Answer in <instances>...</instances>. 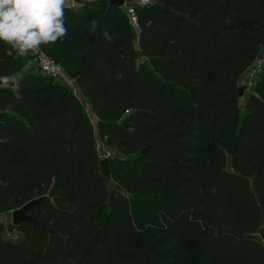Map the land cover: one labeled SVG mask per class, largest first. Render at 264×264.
Returning a JSON list of instances; mask_svg holds the SVG:
<instances>
[{"label": "trees", "instance_id": "16d2710c", "mask_svg": "<svg viewBox=\"0 0 264 264\" xmlns=\"http://www.w3.org/2000/svg\"><path fill=\"white\" fill-rule=\"evenodd\" d=\"M79 1L64 39L41 48L82 99L31 72L0 89V213L46 196L28 213L54 230L0 221V264H184L190 246L193 264H264V70L254 91L239 87L264 40V0L141 6L138 47L123 6ZM8 49L0 75L17 71ZM87 106L123 155L111 179Z\"/></svg>", "mask_w": 264, "mask_h": 264}, {"label": "clouds", "instance_id": "9594fccd", "mask_svg": "<svg viewBox=\"0 0 264 264\" xmlns=\"http://www.w3.org/2000/svg\"><path fill=\"white\" fill-rule=\"evenodd\" d=\"M66 10L67 0H0V42L19 56H27L62 41L68 33ZM99 26L96 19L88 25L90 31ZM103 35L108 43L113 42L112 34L105 31ZM23 79L21 71L0 75V89L12 91Z\"/></svg>", "mask_w": 264, "mask_h": 264}, {"label": "rangeland", "instance_id": "374dc122", "mask_svg": "<svg viewBox=\"0 0 264 264\" xmlns=\"http://www.w3.org/2000/svg\"><path fill=\"white\" fill-rule=\"evenodd\" d=\"M86 2H88L89 0H84ZM94 1V0H92ZM108 3L110 2V0H107ZM138 0H127V4L128 5H133L139 14V8L141 7L140 5H138L137 3ZM152 4L154 3H160V4H165L166 0H151ZM85 4V3H84ZM76 5H80L83 6L81 1H78L76 3ZM97 6H100V4H98ZM103 8V7H102ZM104 10H102V12L99 14V18L102 16ZM98 20V19H96ZM137 34V47H138V38L140 35V31L136 32ZM43 51H45L48 55H50L53 59H55L56 61L60 62L59 58H56L53 54L50 53V49L47 48H41ZM5 56H13L17 59V71H21L23 73H29L31 72L33 75V78L36 80L37 83H39L40 81H46V86H50L53 84L56 85H60V87H66L64 86L61 82L53 80V79H49L48 77H46V75H44L33 63L32 60H30L28 57L25 56H19L14 50L12 49H8L7 51H5ZM60 56V55H59ZM264 70V40L262 42V45L259 47L258 52L254 55V57L252 58V60H250L245 68L243 69L242 73H241V81L239 84V87L242 88L243 94L245 93H249L254 91V87H255V82L257 80H259L262 76ZM70 76L74 77L71 73H69ZM66 92L71 91L70 88L66 87ZM62 93H65L64 91ZM243 103V98H241L240 100V104ZM242 108V106H241ZM86 111L88 113V117L90 119V121L92 122L93 126H96V116L94 114H92L89 110V107H86ZM105 144V143H104ZM105 147L107 148L108 151L111 152L112 156H123L121 155L118 151H116L114 148L112 147H108L105 144ZM109 187L115 188L116 184L113 181L109 182ZM11 213L10 212H6V213H0V221L3 223H6L7 221L11 220ZM5 236L6 237H13L14 239L18 238L19 236H21L20 233H18L17 231H5ZM196 260V250L194 246H190L187 251H186V257L184 260V264H193Z\"/></svg>", "mask_w": 264, "mask_h": 264}, {"label": "built area", "instance_id": "2783aa9c", "mask_svg": "<svg viewBox=\"0 0 264 264\" xmlns=\"http://www.w3.org/2000/svg\"><path fill=\"white\" fill-rule=\"evenodd\" d=\"M79 0H67V6H75ZM138 5L149 6L152 4L151 0H138ZM124 12L129 18L131 25L135 30L140 31V23L138 13L133 5H128L127 0L123 5ZM31 57L32 63L46 76L53 80L61 82L64 86L68 87L73 91L76 97L81 100L80 88L76 82V78L70 76L63 64L53 59L41 48L35 53L28 54ZM96 133V149L100 160L110 159L112 156L111 152L105 147L104 141L99 136L98 130L95 127ZM11 221V220H10ZM7 221V222H10Z\"/></svg>", "mask_w": 264, "mask_h": 264}, {"label": "water", "instance_id": "95a60500", "mask_svg": "<svg viewBox=\"0 0 264 264\" xmlns=\"http://www.w3.org/2000/svg\"><path fill=\"white\" fill-rule=\"evenodd\" d=\"M126 0H110V4L114 5V6H123L125 4ZM164 8L174 12V13H178L179 15H182V12L176 8L175 6L167 3L164 5ZM243 89L240 88V95L243 94ZM148 150V148L143 149L142 152H146ZM100 165L102 167V173L103 176L107 179H111L112 178V174H111V169H110V161L109 159L105 158L100 160ZM47 197H39L36 198L34 200L29 201L28 203H26L24 206H22L21 208H18L14 211H12L11 213V221L10 223L14 224V225H29L31 226L33 229H40L43 231H47L50 234L54 233V230L49 228L48 226H46L44 223L40 222L39 220H37L35 217L31 216L28 211L29 209H31L33 206H35L36 204L44 201Z\"/></svg>", "mask_w": 264, "mask_h": 264}, {"label": "crops", "instance_id": "0c3cea01", "mask_svg": "<svg viewBox=\"0 0 264 264\" xmlns=\"http://www.w3.org/2000/svg\"><path fill=\"white\" fill-rule=\"evenodd\" d=\"M93 114V113H92ZM96 120H97V118H96ZM96 123H97V121H96ZM96 127V126H95ZM97 128V127H96ZM19 237H21V236H19Z\"/></svg>", "mask_w": 264, "mask_h": 264}]
</instances>
